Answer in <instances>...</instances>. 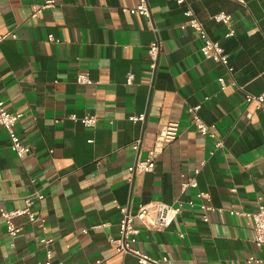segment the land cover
Instances as JSON below:
<instances>
[{"label":"crops","instance_id":"1","mask_svg":"<svg viewBox=\"0 0 264 264\" xmlns=\"http://www.w3.org/2000/svg\"><path fill=\"white\" fill-rule=\"evenodd\" d=\"M43 1L0 0V35H15L0 40V100L21 115L14 130L30 148L17 157L0 126V210L23 207L34 188L44 194L32 207L35 222L15 219L13 238L0 215V264H43L41 236L52 239L51 264H139L116 253L107 237L117 236L116 205L135 212L149 201L183 205L161 230L134 220L141 252L166 256L167 264H264V247L251 242V218L230 214L253 211L258 196L264 203V104L244 101L246 92L264 94V0H147L151 24L127 11L137 0H54L31 18L32 5ZM187 6L228 54L230 75L201 56L193 29L180 28ZM218 12L230 15L228 25L212 18ZM155 39L161 50L151 71L147 47ZM78 73L92 83L77 84ZM197 104L221 148L197 133L187 111ZM140 113L142 122L127 118ZM70 114L94 115L97 123L85 127ZM167 122L178 124L176 138L151 172L129 182L127 167L137 157L131 144L140 139L144 158ZM188 179L196 186L182 190ZM197 191L218 209L207 222L184 204L202 201ZM249 256L261 262L247 263Z\"/></svg>","mask_w":264,"mask_h":264},{"label":"built area","instance_id":"2","mask_svg":"<svg viewBox=\"0 0 264 264\" xmlns=\"http://www.w3.org/2000/svg\"><path fill=\"white\" fill-rule=\"evenodd\" d=\"M172 1H174L176 4L185 3V0ZM237 1L241 3L243 2L242 0ZM54 4V0H45L43 1V3L32 5L30 17H36L44 9L53 7ZM127 11L132 15L143 16L149 24L152 23L147 0H137L136 5L127 9ZM183 13L186 17H188V20L185 24H182L180 28L183 29L185 27H189L196 32L197 38L199 40L198 50L201 56L204 59H210L216 63H219L220 65H222V67H224L225 73L227 75H230L233 72V67L229 64L228 54L225 52V50L219 45L217 41L209 38L202 22L194 16L193 12L188 6ZM212 18L215 21L222 22L226 25H228L230 21V15L224 12H218L213 15ZM232 34L233 30L229 29L226 33V36H230ZM8 35H10L11 37H15V35L11 33H5L0 35V40L4 39ZM49 39L52 40L51 37H49ZM160 50L161 47L157 39L150 42L147 47L149 68L151 71H154L155 69L157 57ZM132 80L133 75L132 73L128 72L125 77V83L129 85L132 83ZM217 81L221 89H224L226 87L225 79L222 76H219L217 78ZM75 82L77 84L92 83L89 77L83 73H78L76 75ZM244 101L246 103L255 101L258 106H262L264 104V94H250L246 92ZM198 109L199 104L187 107V111L191 114V121L193 122L197 133H199L203 137L212 139L213 150L221 148L223 146L222 139L216 136L211 126L201 121L197 114ZM20 116L21 115L19 113H10L6 111L3 102L0 100V126L7 133L10 146L19 158L23 157L30 150L27 144H24L20 141L14 130V125ZM69 118L76 122H79L85 127H93L97 123V118L94 115H83L81 117H77L74 114H70ZM127 118L132 122H142L145 118V115L143 113H140L136 115H129ZM177 133L178 124L176 122H167L161 125L157 130L153 146L146 150V154L142 159L138 156L140 150V139L134 140L131 144V148L137 153V157L135 158L133 163L127 167V170L130 174L128 181L131 182V178L135 174L151 172L154 168L155 157L161 151L164 145L176 138ZM213 150L209 151V153L212 154ZM262 159L264 161V154L262 155ZM203 162L204 161H201V164H203ZM197 172L198 168L194 170L195 174ZM30 182L33 183V179H30ZM189 186L195 187L196 182L192 179H188L187 181L180 183V188L182 190ZM43 197V192L40 189L34 188L23 198V207L10 211L0 210V215L6 223V233L9 236L13 238L19 231V227L15 224V219L25 216L30 223L35 222L36 213L33 211L32 207L36 203L42 201ZM195 199L202 201L195 202L193 199H188L184 202V204L190 208H197L200 212L202 220L204 222H207L209 213L215 212L218 209L208 203L209 197L205 192L197 191L195 193ZM182 205L183 204L181 202H178L176 204H167L162 201H149L147 203L140 204L135 212L131 211L127 205H116L119 211L117 236L107 237V241L112 245L116 253L130 254L136 258L139 264H167L166 256L157 258L151 257L146 253L141 252L134 246L138 229L134 227L133 222L134 220H137L145 227L155 230L164 229L172 223L176 215L180 212ZM230 214L250 217L253 223V234L251 242L255 248L264 247V203L261 196L257 197V205L253 211H230ZM37 227L40 231H45L43 219H40L37 222ZM39 243L45 248V260L43 264H51L50 245L52 243V239L41 236L39 238ZM252 261L261 262L260 259L254 258L253 256H249L246 259L247 263H250Z\"/></svg>","mask_w":264,"mask_h":264}]
</instances>
